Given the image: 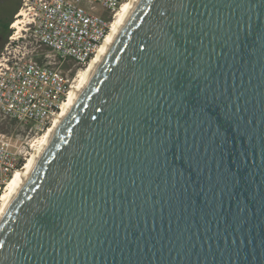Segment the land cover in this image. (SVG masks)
I'll return each instance as SVG.
<instances>
[{
	"label": "water",
	"instance_id": "water-1",
	"mask_svg": "<svg viewBox=\"0 0 264 264\" xmlns=\"http://www.w3.org/2000/svg\"><path fill=\"white\" fill-rule=\"evenodd\" d=\"M0 264H264V0H136L1 219Z\"/></svg>",
	"mask_w": 264,
	"mask_h": 264
},
{
	"label": "built area",
	"instance_id": "built-area-1",
	"mask_svg": "<svg viewBox=\"0 0 264 264\" xmlns=\"http://www.w3.org/2000/svg\"><path fill=\"white\" fill-rule=\"evenodd\" d=\"M127 0H25L17 16L21 29L59 62L43 63L10 36L0 55V113L44 133L62 112L76 80L64 62L86 67L111 31L116 15ZM27 15V22L25 17ZM15 23V22H14ZM14 23L12 27L15 28ZM19 29L18 27H16ZM68 71V72H66ZM19 138L0 130V205L2 196L23 164Z\"/></svg>",
	"mask_w": 264,
	"mask_h": 264
},
{
	"label": "rangeland",
	"instance_id": "rangeland-1",
	"mask_svg": "<svg viewBox=\"0 0 264 264\" xmlns=\"http://www.w3.org/2000/svg\"><path fill=\"white\" fill-rule=\"evenodd\" d=\"M24 1L25 0H0V55L5 51L7 46L13 50L15 46H10L9 42L10 36H14V38L18 39L16 44L23 46V49L28 50L30 54L39 61L43 63H48L50 61L53 63L59 62V58L55 55L48 56V54H50L48 48L37 41L31 31H24L21 27L19 29L12 27V24L16 22V20L22 18L17 16V14L21 10L24 12L27 8L24 5ZM9 19H11V23L7 29L5 28V24ZM25 22H27V15L25 17ZM16 24H18V22ZM63 65L66 70L71 68L70 75L71 77L76 76V80L74 81L76 85L79 82L80 73L86 67H82L72 61H66ZM0 130L13 134L15 137L19 138L23 148V155H25L26 159L33 152V143H37L46 132L36 133L29 125L21 124L3 113H0ZM26 159H23L24 163Z\"/></svg>",
	"mask_w": 264,
	"mask_h": 264
},
{
	"label": "bare ground",
	"instance_id": "bare-ground-1",
	"mask_svg": "<svg viewBox=\"0 0 264 264\" xmlns=\"http://www.w3.org/2000/svg\"><path fill=\"white\" fill-rule=\"evenodd\" d=\"M135 2L136 0H127L123 3L121 9L116 15L110 33L108 34L102 45L100 46L96 56L93 58L90 64H88L86 68L80 73L79 82L73 86L71 92L69 93V96L63 105L62 112L57 117L54 124L44 133L41 139H39L37 143H33V147H34L33 152L26 159V162L23 164V166L16 171L13 179L10 181L6 191L2 196V202L0 205V221L5 215V212L9 208L11 202L14 200L16 194L18 193L21 186L25 182L26 178L30 174L31 170L35 166L37 159L40 157L41 153L49 143L50 139L52 138L58 126L60 125L61 121L63 120L64 116L66 115L67 111L69 110L70 106L72 105L73 101L78 95L79 91L83 87L84 83L86 82L90 73L92 72L97 62L103 55L104 51L106 50L112 39L114 38L115 34L117 33L118 29L120 28L121 24L125 20L126 16L128 15L129 11L131 10ZM20 14L23 15L24 12L21 11ZM17 22L18 24H16ZM17 22H15L13 26L16 25L15 27L20 28L19 21Z\"/></svg>",
	"mask_w": 264,
	"mask_h": 264
},
{
	"label": "trees",
	"instance_id": "trees-1",
	"mask_svg": "<svg viewBox=\"0 0 264 264\" xmlns=\"http://www.w3.org/2000/svg\"><path fill=\"white\" fill-rule=\"evenodd\" d=\"M17 9H18V8H17ZM10 23H11V19H9V20L6 22V24H5V28H7V29H8V27H9Z\"/></svg>",
	"mask_w": 264,
	"mask_h": 264
}]
</instances>
